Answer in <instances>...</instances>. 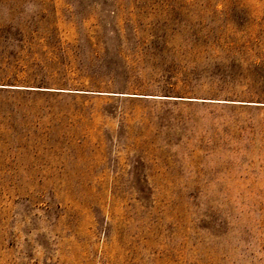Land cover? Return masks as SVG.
<instances>
[{"label": "rangeland", "instance_id": "rangeland-1", "mask_svg": "<svg viewBox=\"0 0 264 264\" xmlns=\"http://www.w3.org/2000/svg\"><path fill=\"white\" fill-rule=\"evenodd\" d=\"M0 264H264V0H0Z\"/></svg>", "mask_w": 264, "mask_h": 264}, {"label": "trees", "instance_id": "trees-1", "mask_svg": "<svg viewBox=\"0 0 264 264\" xmlns=\"http://www.w3.org/2000/svg\"><path fill=\"white\" fill-rule=\"evenodd\" d=\"M205 229H207V228H205ZM246 232L247 231H244L243 233H242V235H246ZM215 235V234H214ZM217 236H219V237H221L222 235H223V233L222 234H216ZM243 240V239H242Z\"/></svg>", "mask_w": 264, "mask_h": 264}]
</instances>
